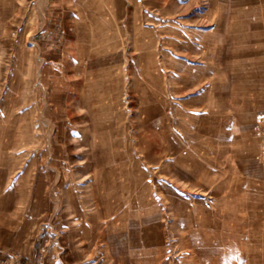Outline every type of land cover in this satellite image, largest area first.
Segmentation results:
<instances>
[{"label": "rangeland", "instance_id": "1", "mask_svg": "<svg viewBox=\"0 0 264 264\" xmlns=\"http://www.w3.org/2000/svg\"><path fill=\"white\" fill-rule=\"evenodd\" d=\"M110 260L264 264V0H0V264Z\"/></svg>", "mask_w": 264, "mask_h": 264}, {"label": "crops", "instance_id": "2", "mask_svg": "<svg viewBox=\"0 0 264 264\" xmlns=\"http://www.w3.org/2000/svg\"><path fill=\"white\" fill-rule=\"evenodd\" d=\"M145 44H147V43H142V42H140V46L141 45H143V49H145ZM148 45V44H147ZM96 139L95 138H93L91 141H90V144L92 145V146H94L95 144H96ZM180 171H182L181 169H180ZM184 172V174L186 175V176H188V177H190L189 178V180H191V181H196V176H195V174H193V172H191V171H183ZM203 186V185H202ZM204 188H207V185L206 184H204ZM114 239H115V236H114ZM124 246L123 245H121V244H119V245H115V247H114V250H115V252L114 253H116V256H115V260H116V257H117V254L118 255H120L119 257H122V253H124V254H126V251H125V248H123ZM122 251V252H121ZM52 252L53 251H51V253L49 254V256H50V260L52 261V258H53V255H52ZM125 257V256H124ZM113 262V260H110V264H116V262H114V263H112ZM45 264H57V263H53V262H50V263H45Z\"/></svg>", "mask_w": 264, "mask_h": 264}, {"label": "bare ground", "instance_id": "3", "mask_svg": "<svg viewBox=\"0 0 264 264\" xmlns=\"http://www.w3.org/2000/svg\"><path fill=\"white\" fill-rule=\"evenodd\" d=\"M231 254V253H230ZM231 257V256H230ZM248 259V258H247Z\"/></svg>", "mask_w": 264, "mask_h": 264}]
</instances>
